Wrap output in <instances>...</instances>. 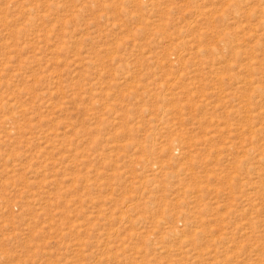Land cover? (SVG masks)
I'll list each match as a JSON object with an SVG mask.
<instances>
[{"label": "rangeland", "instance_id": "rangeland-1", "mask_svg": "<svg viewBox=\"0 0 264 264\" xmlns=\"http://www.w3.org/2000/svg\"><path fill=\"white\" fill-rule=\"evenodd\" d=\"M0 264H264V0H0Z\"/></svg>", "mask_w": 264, "mask_h": 264}]
</instances>
